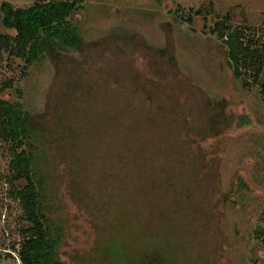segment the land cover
Instances as JSON below:
<instances>
[{"label":"rangeland","instance_id":"374dc122","mask_svg":"<svg viewBox=\"0 0 264 264\" xmlns=\"http://www.w3.org/2000/svg\"><path fill=\"white\" fill-rule=\"evenodd\" d=\"M71 22L78 52L28 69L0 55V97L39 126L61 261L264 264V96L233 75L216 29L264 44V0H84ZM0 34L15 36L1 15ZM10 160L0 147V264H21Z\"/></svg>","mask_w":264,"mask_h":264},{"label":"trees","instance_id":"16d2710c","mask_svg":"<svg viewBox=\"0 0 264 264\" xmlns=\"http://www.w3.org/2000/svg\"><path fill=\"white\" fill-rule=\"evenodd\" d=\"M83 3L84 0H39L27 9L2 4V24L15 36L0 34V55L9 53L28 69L45 57L57 59L80 51L85 41L71 19L83 9ZM216 29L233 75L251 79L264 96V44L246 40L244 30H232L225 23L218 24ZM37 130L39 126L22 104L0 97V147L11 158L4 182L9 198L19 203L20 220L25 225L20 229L18 250L13 249L21 264H66L60 259L58 228L44 213L41 202L42 183L37 174L34 142ZM257 238L264 247V221ZM145 264L166 263L164 258L152 256Z\"/></svg>","mask_w":264,"mask_h":264}]
</instances>
